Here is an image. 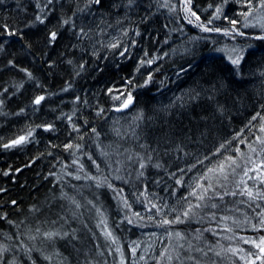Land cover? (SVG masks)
Returning <instances> with one entry per match:
<instances>
[{
    "label": "snow or ice",
    "instance_id": "snow-or-ice-1",
    "mask_svg": "<svg viewBox=\"0 0 264 264\" xmlns=\"http://www.w3.org/2000/svg\"><path fill=\"white\" fill-rule=\"evenodd\" d=\"M13 125L0 264H264V0H0Z\"/></svg>",
    "mask_w": 264,
    "mask_h": 264
},
{
    "label": "trees",
    "instance_id": "trees-1",
    "mask_svg": "<svg viewBox=\"0 0 264 264\" xmlns=\"http://www.w3.org/2000/svg\"><path fill=\"white\" fill-rule=\"evenodd\" d=\"M133 19H138V16H134ZM161 20H163V17H161ZM148 30L151 31V28H149ZM153 43H155V41H153ZM164 50H167V49H164ZM101 63H103V62H101ZM162 63L165 64V68L167 70V75L172 77L173 80H175L176 78L173 75L174 66L171 65V61L168 60L167 58H165V60L162 61ZM97 78L102 79L101 74L96 73L95 74V78L92 75H87V76H85L84 79H78L77 80V91H79L80 89H83L85 92H89V93L97 92L98 89L103 86L102 84H98L97 83ZM54 83H56V85L58 87V81H56ZM169 86L174 88V85L170 84ZM153 95H157V98L159 100H162L165 103L167 102L166 97H160L158 95V93L155 92V90L153 91ZM166 95L167 96H171L172 93L169 92ZM64 99H65L66 102L70 103L71 98L69 96H67V94H64ZM57 103H59V101H57ZM53 107H55V105H53ZM64 110L68 111L69 109L65 108ZM46 111H47V109H46ZM196 111L198 112L199 109H196ZM192 115H194V114H186V115H184L182 117H177V119H180L184 123H187ZM242 118L243 117L241 115L237 116L238 120L242 119ZM10 119H14V118H10ZM22 123L23 122H21V124ZM17 127H18V125H13L11 127V129H7V126L0 127V135L10 136L13 132H15L17 130ZM45 135H47V134H45ZM60 137H61V140H62L63 137H64L63 131H61ZM55 142L59 143L60 141H55ZM27 158H28L27 155L24 154V153H19L18 152L15 155H13L11 152H5L3 150H0V167H5L7 164H13L14 166L15 165H21L22 161H26ZM44 163H46V162H43V163L38 162V166H34L35 170L36 171L42 170ZM34 176H35V171L25 170L23 175H21L19 178H20L21 181H23L27 177H34ZM0 183H6V178L0 177ZM10 186L15 190V185H10ZM24 195L26 196L27 194L25 193Z\"/></svg>",
    "mask_w": 264,
    "mask_h": 264
}]
</instances>
